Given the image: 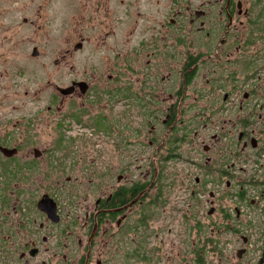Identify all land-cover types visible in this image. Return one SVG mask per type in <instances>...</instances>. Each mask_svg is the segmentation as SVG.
I'll list each match as a JSON object with an SVG mask.
<instances>
[{
    "label": "flooded vegetation",
    "instance_id": "flooded-vegetation-1",
    "mask_svg": "<svg viewBox=\"0 0 264 264\" xmlns=\"http://www.w3.org/2000/svg\"><path fill=\"white\" fill-rule=\"evenodd\" d=\"M103 1L88 36L119 37L130 80L104 89L96 122L93 83L72 71L86 38L59 46L52 77L78 75L60 83L43 76V35L0 36V264H264V0ZM111 95L114 118L148 127H111L101 149L63 138L109 134Z\"/></svg>",
    "mask_w": 264,
    "mask_h": 264
},
{
    "label": "rangeland",
    "instance_id": "rangeland-1",
    "mask_svg": "<svg viewBox=\"0 0 264 264\" xmlns=\"http://www.w3.org/2000/svg\"><path fill=\"white\" fill-rule=\"evenodd\" d=\"M6 1L7 0L0 1V10L4 12V16H0V36L7 37L4 41L6 45L24 44L30 48L33 44L41 43V36L43 35L45 40V49H43L45 54L44 60L46 61V68L43 76L47 82L56 80L61 83V81L65 82L69 77L78 76L65 73L64 71H66V68L63 67V73L61 75L52 77L51 74L54 72L52 60L59 57V46H61L62 49H65L67 46L73 49V44L75 43L77 46L81 36L86 38L87 41H83L82 50L78 53L77 57L74 58L77 62L74 68H72V71L76 70L81 72L86 70L87 74L85 75V79L93 83V87L86 96L87 100L85 101L89 102L88 110L90 112V123L96 122L97 119L104 118L102 113L106 112V110L103 109V104L105 100H107V97L103 94L104 89L108 88V86L114 82L115 78L118 85L130 80L129 73L124 69L125 65L122 63L120 57V55L124 56L128 51L127 49H123L119 55L114 46V42L119 37L116 36L114 40L109 43L108 40H105L104 35L98 31L88 36L89 19L85 17L89 15L92 18V22L96 25L101 17L103 18V14L105 13L103 9L104 1L16 0L17 2L12 1L11 3H7ZM76 1L80 7L83 6L81 13L75 12L73 9V3ZM39 4L41 5L39 6ZM29 11H40L39 19H29L26 21L18 19L21 13H28ZM92 22H90V24H92ZM8 24L12 27L11 34L13 37H10L9 31L5 28ZM106 50L108 51V55L106 54ZM128 56L131 58L132 67H135V63H137L135 60L136 58H134L133 54H128ZM145 58V55L142 54L141 59L143 61V66L140 67L142 71L145 70ZM69 60H73V58H69ZM15 62L16 61H14V63ZM151 67V65H148L149 70H151ZM24 68H26V72L22 78L31 76L32 85L37 81L35 79L42 76L40 63L33 58L27 60ZM109 75H111L110 78ZM133 77H135V74H133ZM50 90L51 89H47V94ZM112 97L116 100L115 106L110 109L109 115L105 118L107 127H104L110 132L109 134H104L103 132L92 133L91 129L74 127L72 130H64L63 138L70 139V137H72L76 141H87L90 144L96 145V148L101 149L104 143H112V141L116 139L111 127H148L150 123L146 122L143 117L140 124L135 123L136 121L138 122V116L136 118L133 112L124 116L119 113L114 118L113 115L122 109V103L117 99V96ZM98 102L100 103L98 104ZM79 112L82 114V109H79ZM72 123H74V121H72ZM86 154L84 160L88 163L89 159L92 157V153L90 150H87ZM134 164L135 163L132 164V167Z\"/></svg>",
    "mask_w": 264,
    "mask_h": 264
}]
</instances>
